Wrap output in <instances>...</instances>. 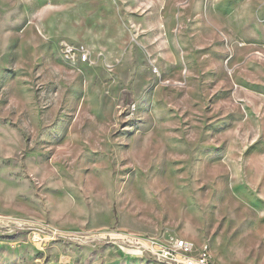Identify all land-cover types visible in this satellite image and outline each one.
I'll list each match as a JSON object with an SVG mask.
<instances>
[{
	"label": "rangeland",
	"instance_id": "rangeland-1",
	"mask_svg": "<svg viewBox=\"0 0 264 264\" xmlns=\"http://www.w3.org/2000/svg\"><path fill=\"white\" fill-rule=\"evenodd\" d=\"M262 212L264 0H0V264H264Z\"/></svg>",
	"mask_w": 264,
	"mask_h": 264
},
{
	"label": "built area",
	"instance_id": "built-area-1",
	"mask_svg": "<svg viewBox=\"0 0 264 264\" xmlns=\"http://www.w3.org/2000/svg\"><path fill=\"white\" fill-rule=\"evenodd\" d=\"M75 51L80 53L82 60L85 61L89 58V52L83 46L79 50L69 49V52L73 54H75ZM154 71L157 73L155 66ZM165 82L169 83V80ZM105 234V236L109 235L116 237V239L127 240L129 245L134 246L132 252L135 255H147L161 264H216L211 259L206 244L196 247L188 239L175 237L168 243H163L153 238L130 232L115 231L114 233L107 232ZM34 239L39 240V238Z\"/></svg>",
	"mask_w": 264,
	"mask_h": 264
},
{
	"label": "crops",
	"instance_id": "crops-1",
	"mask_svg": "<svg viewBox=\"0 0 264 264\" xmlns=\"http://www.w3.org/2000/svg\"><path fill=\"white\" fill-rule=\"evenodd\" d=\"M235 8V7H234ZM205 12H207L206 10H205ZM231 12V11H230ZM229 12V13H230ZM198 137H199V135H196L195 136V138H194V140L195 141H197V139H198ZM210 139H211V141L213 140V136H210ZM213 147V146H212ZM216 148H217V146H216ZM200 165H202V164H200ZM200 165H196L193 169H192V171L193 172H195V171H197L198 170V172H201V166ZM208 167V172L209 173H215L216 175L218 174V170L217 169H214V167L212 166V165H210V166H207ZM187 171V170H186ZM262 170H261V167H259V170H258V172H261ZM253 172H257V169L255 168L254 170H253ZM230 173L232 174V177L234 178V176H233V173H234V169L233 168H231L230 167ZM249 202L250 203H253L251 200H249ZM262 214H263V212H262ZM264 215V214H263Z\"/></svg>",
	"mask_w": 264,
	"mask_h": 264
}]
</instances>
